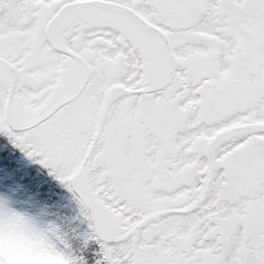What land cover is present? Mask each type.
<instances>
[{
    "label": "snow or ice",
    "instance_id": "6c2138e0",
    "mask_svg": "<svg viewBox=\"0 0 264 264\" xmlns=\"http://www.w3.org/2000/svg\"><path fill=\"white\" fill-rule=\"evenodd\" d=\"M0 135L74 195L66 264H264V0H0Z\"/></svg>",
    "mask_w": 264,
    "mask_h": 264
},
{
    "label": "rangeland",
    "instance_id": "374dc122",
    "mask_svg": "<svg viewBox=\"0 0 264 264\" xmlns=\"http://www.w3.org/2000/svg\"><path fill=\"white\" fill-rule=\"evenodd\" d=\"M1 145L0 143V149L2 148ZM5 152V154H0V200L6 201L8 207L17 212H24L33 216L40 226L54 228L58 234L67 240L70 245V251L73 252L74 248L77 246L79 229L81 234L85 233L81 232L80 227H76V222L81 219L79 210L73 206L69 215L60 214L59 217L63 219V223H57V226L56 220L49 221L44 214H47V212H50V210L54 208L52 202L47 197V193L51 194L52 200H54L52 193L60 198L56 199L58 202L57 204L55 203V206L58 208L55 207V211L61 212L65 210V208L61 207V204L63 205L65 203L64 198L60 197L61 191L59 189L39 191L32 189L37 186L39 182H44L46 180L42 177L43 174L40 171L41 169L37 167L29 168L27 164L28 161L22 159L20 153L15 148H7ZM3 164L6 166L9 165L10 168L4 171L6 175L1 176ZM4 172L2 174H4ZM17 186L19 188H15ZM20 188L24 189V192H22ZM25 189L31 195H27ZM30 189L33 191H29ZM37 211L39 215H37ZM59 228H63V232H61ZM71 243L74 248L71 247Z\"/></svg>",
    "mask_w": 264,
    "mask_h": 264
},
{
    "label": "clouds",
    "instance_id": "9594fccd",
    "mask_svg": "<svg viewBox=\"0 0 264 264\" xmlns=\"http://www.w3.org/2000/svg\"><path fill=\"white\" fill-rule=\"evenodd\" d=\"M49 227L0 200V264H66L49 239Z\"/></svg>",
    "mask_w": 264,
    "mask_h": 264
},
{
    "label": "flooded vegetation",
    "instance_id": "af4514ba",
    "mask_svg": "<svg viewBox=\"0 0 264 264\" xmlns=\"http://www.w3.org/2000/svg\"><path fill=\"white\" fill-rule=\"evenodd\" d=\"M0 142H4L5 145L7 146V148L11 149V148H15L13 147L12 143L9 141V139L6 136L0 135ZM19 153H20V157L22 159H26L28 161V165L29 168H34L37 167L38 169H41L40 171L42 172L43 175H45L49 180L52 181L53 185L55 187H58L59 189H62V191L64 192V195H67L68 198L70 200H73L72 196L70 195L69 191L67 190V188L62 185L53 175L49 174V169L42 167L41 165L37 164L35 162L34 159H29L25 153L21 152L18 148H15ZM74 201V200H73ZM76 204V202H75ZM77 205V204H76ZM78 206V205H77ZM79 207V206H78ZM87 229H88V225H86ZM88 231V230H87ZM96 245V244H95ZM98 247V245H96Z\"/></svg>",
    "mask_w": 264,
    "mask_h": 264
},
{
    "label": "trees",
    "instance_id": "16d2710c",
    "mask_svg": "<svg viewBox=\"0 0 264 264\" xmlns=\"http://www.w3.org/2000/svg\"><path fill=\"white\" fill-rule=\"evenodd\" d=\"M52 195L54 197V200L56 201V199H58V197L55 194H53V193H52ZM54 200H52V201H54ZM52 206H53L54 209H51V213L55 212V209L58 208L57 206H55L53 204H52ZM62 207L65 208V210H63L61 212H57V213L64 214V215H65V213H68V214L71 213V211H69V207L68 206H65V207L62 206ZM59 222L63 223V221H60V220H59ZM61 232H63V228H62ZM81 240L82 239H80V236H78V238H77V246L75 247L76 249L74 248L73 244L71 243V247L74 248L73 252H79L80 246H81ZM80 254L85 257V259L87 260L88 264H95V261L99 258L98 247L95 245V243H92V242H90L88 244L87 248L84 250V252H82Z\"/></svg>",
    "mask_w": 264,
    "mask_h": 264
},
{
    "label": "water",
    "instance_id": "95a60500",
    "mask_svg": "<svg viewBox=\"0 0 264 264\" xmlns=\"http://www.w3.org/2000/svg\"><path fill=\"white\" fill-rule=\"evenodd\" d=\"M71 193V192H70ZM72 197L74 198V195L71 193ZM75 199V198H74ZM76 200V199H75Z\"/></svg>",
    "mask_w": 264,
    "mask_h": 264
}]
</instances>
